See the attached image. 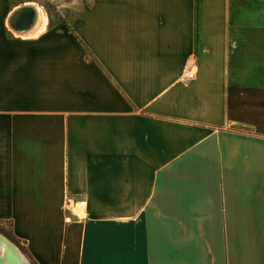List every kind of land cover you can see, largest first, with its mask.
Returning a JSON list of instances; mask_svg holds the SVG:
<instances>
[{"label":"crops","instance_id":"obj_1","mask_svg":"<svg viewBox=\"0 0 264 264\" xmlns=\"http://www.w3.org/2000/svg\"><path fill=\"white\" fill-rule=\"evenodd\" d=\"M0 218L41 264H264V0H0Z\"/></svg>","mask_w":264,"mask_h":264},{"label":"water","instance_id":"obj_2","mask_svg":"<svg viewBox=\"0 0 264 264\" xmlns=\"http://www.w3.org/2000/svg\"><path fill=\"white\" fill-rule=\"evenodd\" d=\"M37 19H38V10L35 7V5L24 4L17 7L13 11L9 19V25L13 30L24 33V32H28L34 27ZM24 20L26 21L24 22ZM0 250H1V246H0Z\"/></svg>","mask_w":264,"mask_h":264},{"label":"rangeland","instance_id":"obj_3","mask_svg":"<svg viewBox=\"0 0 264 264\" xmlns=\"http://www.w3.org/2000/svg\"><path fill=\"white\" fill-rule=\"evenodd\" d=\"M47 10L55 11V9L50 6L47 2H43ZM82 199V198H81ZM84 199V198H83ZM66 216L75 218L71 215V213L67 210ZM0 232L8 237L27 257L30 264H41L40 261L35 257V255L30 251L29 245L27 242L15 235L13 229V222L8 219L0 218Z\"/></svg>","mask_w":264,"mask_h":264},{"label":"bare ground","instance_id":"obj_4","mask_svg":"<svg viewBox=\"0 0 264 264\" xmlns=\"http://www.w3.org/2000/svg\"><path fill=\"white\" fill-rule=\"evenodd\" d=\"M25 21L26 20H24V22ZM85 216H86V210L84 211L82 216L79 217L78 219L81 220L85 218ZM0 246H1L0 264H30L26 255L8 237H6L1 232H0Z\"/></svg>","mask_w":264,"mask_h":264},{"label":"built area","instance_id":"obj_5","mask_svg":"<svg viewBox=\"0 0 264 264\" xmlns=\"http://www.w3.org/2000/svg\"><path fill=\"white\" fill-rule=\"evenodd\" d=\"M194 64V60L189 61V66L184 70L183 79L184 81H189L193 77L191 66ZM66 209L71 213L75 218L82 216L84 211L88 206L86 199H80L73 195H67L65 198Z\"/></svg>","mask_w":264,"mask_h":264}]
</instances>
